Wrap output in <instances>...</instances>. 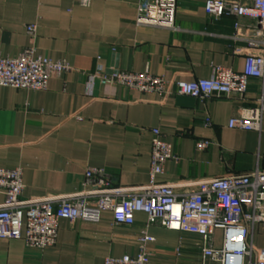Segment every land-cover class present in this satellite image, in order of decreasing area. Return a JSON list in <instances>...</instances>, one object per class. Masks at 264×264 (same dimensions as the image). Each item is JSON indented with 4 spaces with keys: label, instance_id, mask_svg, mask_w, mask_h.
Listing matches in <instances>:
<instances>
[{
    "label": "crops",
    "instance_id": "crops-1",
    "mask_svg": "<svg viewBox=\"0 0 264 264\" xmlns=\"http://www.w3.org/2000/svg\"><path fill=\"white\" fill-rule=\"evenodd\" d=\"M205 2L177 0L174 28L163 29L138 24L140 0H93L90 7L75 0H0V57L16 58L34 47L70 66L44 91L0 87V168L23 169V199L83 192L88 169L105 170L116 187L147 185L153 129L175 157L159 183L194 184L264 170V115L260 132L228 126L256 105L259 80H251L244 97L203 101L101 82L112 71H149L185 82L209 79L216 67L242 72L246 55L257 52L249 47L253 32H247L254 21L240 20L238 31L233 16L209 18ZM31 25H37L35 38L27 33ZM199 142L210 145L200 150ZM144 232L155 240L152 264H220L204 256L201 236L148 226L142 213L132 226L116 225L110 211L98 222L62 220L57 244L42 250L23 238L0 240V264H104L109 257H137ZM249 241L255 253L241 264L264 259V225ZM210 245L222 249L224 232L215 231Z\"/></svg>",
    "mask_w": 264,
    "mask_h": 264
},
{
    "label": "built area",
    "instance_id": "built-area-1",
    "mask_svg": "<svg viewBox=\"0 0 264 264\" xmlns=\"http://www.w3.org/2000/svg\"><path fill=\"white\" fill-rule=\"evenodd\" d=\"M75 1L83 7H90L93 2ZM204 9L211 19L233 16L238 31L240 20L254 21L255 26L247 28V32H253L249 47L257 52L246 55L242 72L216 67L209 79L185 82L169 81L149 71L143 74L112 71L100 76L101 82L104 86L120 85L142 93L176 94L203 101L214 97H244L251 80L257 79L261 88L256 105L231 119L228 126L260 132L264 115V0H206ZM176 14L177 0H140L138 24L172 29ZM27 33L35 38L37 25L28 26ZM69 70L67 63L54 62L30 47L16 58L0 57V87L44 91L54 76ZM211 125L208 118L206 126ZM152 136L149 183L141 187H116L105 170L88 169L83 192L26 200L23 169L0 168V193L4 195V203L0 205V240L23 238L29 248L42 250L57 244L62 220L98 222L103 212L110 211L116 225L132 226L136 214L142 213L148 218V226L160 224L170 231L201 236L204 256L215 262L241 264L240 260L251 259L255 249L250 237L256 226L264 225V170L194 184H162L158 178L164 174L166 163L175 157L172 145L164 140L159 129H153ZM209 145L199 142L197 147L205 150ZM184 187L191 190L179 194L177 190ZM218 230L224 232L222 249L210 245ZM154 241L144 232L139 239L137 257H109L104 264H152L150 246ZM255 264H264V259Z\"/></svg>",
    "mask_w": 264,
    "mask_h": 264
}]
</instances>
